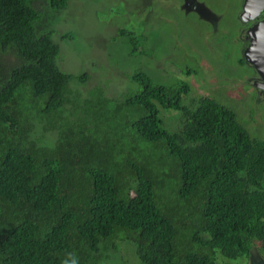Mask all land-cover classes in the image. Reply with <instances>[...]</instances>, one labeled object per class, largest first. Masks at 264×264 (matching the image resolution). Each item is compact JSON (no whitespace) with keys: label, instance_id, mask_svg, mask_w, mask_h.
<instances>
[{"label":"trees","instance_id":"1","mask_svg":"<svg viewBox=\"0 0 264 264\" xmlns=\"http://www.w3.org/2000/svg\"><path fill=\"white\" fill-rule=\"evenodd\" d=\"M37 1L0 0V264H108L120 240L142 264L264 248V141L207 96L183 106L185 82L143 72L116 105L126 129L90 114L69 85L86 74L59 68L49 25L68 0ZM158 105L182 126L164 128Z\"/></svg>","mask_w":264,"mask_h":264},{"label":"rangeland","instance_id":"2","mask_svg":"<svg viewBox=\"0 0 264 264\" xmlns=\"http://www.w3.org/2000/svg\"><path fill=\"white\" fill-rule=\"evenodd\" d=\"M181 4L180 0H68L66 8L53 13L42 6L50 13L59 68L86 74L83 82L74 79L69 84L74 99L80 106L85 98L92 99L86 106L90 114L115 115V123L127 127L126 112H117L116 105L140 90L131 76L143 72L163 85L185 82L183 106L193 108L200 96H207L231 109L252 137L264 141V94L254 84L260 77L244 59L242 42L236 38L233 8L223 15L222 1L206 0L204 17L215 15L227 22L216 21L215 30ZM158 109L164 128L174 131L182 126L180 110L160 105ZM92 121L100 125L96 116ZM118 242L108 264H142L134 244L132 249L131 244ZM258 257L264 258V248L253 238L248 254L227 258L217 253L216 262L259 264L263 259Z\"/></svg>","mask_w":264,"mask_h":264},{"label":"flooded vegetation","instance_id":"3","mask_svg":"<svg viewBox=\"0 0 264 264\" xmlns=\"http://www.w3.org/2000/svg\"><path fill=\"white\" fill-rule=\"evenodd\" d=\"M224 3L222 7L223 15L226 14L228 9L233 8L234 16L231 17V20L234 22L236 20V23L238 26L236 27V34L237 39L242 42L243 45V51L245 47L249 44L250 36H249V29L258 21L264 19V0H219ZM182 3L180 6H183L184 9L189 8L188 10H191L194 15L205 22L210 23V25L214 26L215 30H217V24L221 21L219 19L215 18V15H211L208 17H204L207 15L208 10L204 7L206 5V0H180ZM218 3V2H217ZM198 6H201L200 8H197ZM256 6H260V9L258 12H255L257 10ZM187 10V11H188ZM228 20V18H225ZM216 21H219L218 23ZM223 23H227L226 21H222ZM229 29V28H228ZM227 32V31H226ZM251 67H253L251 64H249ZM254 81V80H253ZM259 91L260 89L257 88ZM264 94V93H263ZM264 97V96H263ZM260 259H263V261H260ZM259 264H264V258L258 257Z\"/></svg>","mask_w":264,"mask_h":264},{"label":"water","instance_id":"4","mask_svg":"<svg viewBox=\"0 0 264 264\" xmlns=\"http://www.w3.org/2000/svg\"><path fill=\"white\" fill-rule=\"evenodd\" d=\"M258 12L260 6H256ZM250 41L243 51L244 59L251 64L260 79L254 81L261 93H264V19L255 23L249 29Z\"/></svg>","mask_w":264,"mask_h":264},{"label":"clouds","instance_id":"5","mask_svg":"<svg viewBox=\"0 0 264 264\" xmlns=\"http://www.w3.org/2000/svg\"><path fill=\"white\" fill-rule=\"evenodd\" d=\"M72 264H76V261H75V260H73V261H72Z\"/></svg>","mask_w":264,"mask_h":264}]
</instances>
